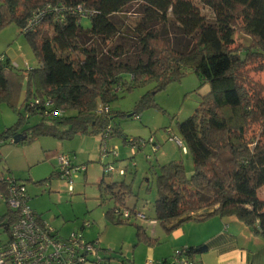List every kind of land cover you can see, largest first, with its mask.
<instances>
[{
	"label": "trees",
	"instance_id": "16d2710c",
	"mask_svg": "<svg viewBox=\"0 0 264 264\" xmlns=\"http://www.w3.org/2000/svg\"><path fill=\"white\" fill-rule=\"evenodd\" d=\"M133 4L142 18L129 35L131 53L121 45L110 55L86 49L87 43L125 35L116 15ZM198 4L210 11L211 20ZM83 20L88 27L82 26ZM168 22L189 39L187 50L172 48ZM12 23L26 38L37 66L20 76L27 83L25 97L16 122L0 134V142L20 134L25 139L19 144L24 145L40 137L64 140L75 135H99L100 143H107L122 136L111 125L110 106L118 92L146 82H155L157 91L190 70L209 86L193 114L177 125L193 173L187 177L179 161L158 165L153 220L170 233L188 221L235 217L264 239V199L258 196L264 187V0H0V29ZM236 35L249 43L237 44ZM78 50L82 58H72ZM11 79V64L0 57V98H8ZM149 95L140 98L130 115L153 105ZM100 107L107 112L99 113ZM31 117L38 122L29 125ZM122 140L128 145L139 142L125 136ZM98 188L99 200L108 196L114 207L141 210L126 205L128 185L103 184L101 179ZM6 190L7 183L1 181L0 194L5 196ZM114 207L105 214L112 220ZM15 219L7 210L0 227L7 231ZM182 251L191 260L207 247Z\"/></svg>",
	"mask_w": 264,
	"mask_h": 264
},
{
	"label": "rangeland",
	"instance_id": "374dc122",
	"mask_svg": "<svg viewBox=\"0 0 264 264\" xmlns=\"http://www.w3.org/2000/svg\"><path fill=\"white\" fill-rule=\"evenodd\" d=\"M197 6L207 19L213 18L208 9L199 4ZM116 17L122 23L125 35L110 38L105 43H87L86 49L95 48L110 55L115 46L121 45L127 53L132 52L133 41L129 35L142 18L139 7L130 5ZM82 26L88 27V21L83 20ZM159 26L161 28V25ZM166 29L173 49H188L189 39L184 38L179 30L173 27V23L168 22ZM45 34L51 37V28L46 27ZM235 40L237 44L249 43V39L243 35H236ZM0 57L10 59L11 72L14 74V80H10L8 98H0L1 134L16 122L17 110L25 97L27 83L26 79L20 76L26 70L35 68L37 61L26 38L14 23L0 29ZM71 57L82 58V55L78 50ZM154 88L155 82H146L130 92L120 91L110 106L114 114L111 125L119 128L122 136L143 143L141 150L136 149L133 157L130 146L123 142L122 136L107 140L108 148L113 149L116 158L112 153L100 157L99 135H75L64 140L40 137L28 145L14 144L8 139L0 142V177L9 176L25 185L29 197L28 206L57 232V237L67 239L72 233H78L86 242L96 241L98 251L89 255L84 264H97V258L102 259V264H148L164 260L167 264H173L174 257L187 241L198 243L213 233L208 229V226L213 225L209 223L214 219L212 217L200 222L183 223V234L176 237L174 232H166L152 220L154 212L150 206L144 210L148 221L116 223L105 215L115 206V202L108 196L99 200L98 183L101 179L103 184L128 185L132 195L129 203L136 200L137 204H152L156 198L158 165L179 161L183 164L187 177L193 173L191 156L167 140V131H170L171 137L179 138L177 125L193 114L201 97L208 93L209 86L192 71L186 70L180 80L173 81L157 91H154ZM147 93L152 97L153 105L136 112V117L130 115L134 113L140 98ZM38 120V117H31L29 125L37 123ZM58 154L71 156L74 165L71 192L68 191L66 181L58 175ZM107 164L115 170L123 169L125 176L105 174L102 165ZM77 167L86 169L75 171ZM7 210L5 203L0 201V216ZM216 220H219V217H216ZM140 226L143 232L139 230ZM2 231L3 228L0 227V233ZM151 253L154 257H151ZM199 258L200 255H195L193 260L191 259L192 263L198 264Z\"/></svg>",
	"mask_w": 264,
	"mask_h": 264
},
{
	"label": "built area",
	"instance_id": "2783aa9c",
	"mask_svg": "<svg viewBox=\"0 0 264 264\" xmlns=\"http://www.w3.org/2000/svg\"><path fill=\"white\" fill-rule=\"evenodd\" d=\"M40 18L36 21L39 22ZM32 24H28L31 27ZM99 113H106L107 108L100 107ZM167 131L169 142L175 143L185 153L186 149L179 138L171 137ZM12 141V140H11ZM143 143L139 140L137 144H131L130 152L134 156L138 147ZM100 153L107 155L112 153L117 155L113 149L107 147L105 140L100 143ZM148 159V158H147ZM58 175L66 181L68 191H72V162L68 155L58 154L56 156ZM79 170L84 171V168ZM75 168V171H79ZM104 173L111 176L117 174L124 176L123 169L115 170L111 165L104 166ZM7 183L6 195L0 194L7 209L16 215V219L9 226L7 231L0 233V264H84L88 261L89 255L98 251L97 243L86 242L78 233H72L67 239L57 237L54 229L38 219L37 214L28 206V194L23 183L6 176L0 177V182ZM112 217L116 221L129 224L136 221H148L144 210H128L125 208L114 207ZM155 222V221H154ZM153 223V222H152ZM102 259L96 260L99 264ZM148 264H167L164 262H150ZM173 264H193L192 260L184 256V251L180 250L174 257Z\"/></svg>",
	"mask_w": 264,
	"mask_h": 264
},
{
	"label": "crops",
	"instance_id": "0c3cea01",
	"mask_svg": "<svg viewBox=\"0 0 264 264\" xmlns=\"http://www.w3.org/2000/svg\"><path fill=\"white\" fill-rule=\"evenodd\" d=\"M7 59L10 63V59ZM77 169L79 170L80 168L77 167ZM85 169L84 167V171ZM258 196L264 199V187L260 189ZM129 199L130 198L126 201L128 207L142 210L149 209V206L152 208L151 203L137 204L136 200H134L133 203H129ZM213 218L214 219L209 222L210 224L213 223V225L208 226L209 231L213 233L208 238L198 243L187 241L185 244L183 243L184 245L182 246L183 248L197 247L200 245H205L207 247V251L200 255L199 261L197 262L198 264H264V239L255 235L252 230L235 217H219V220H216V216ZM40 220L43 222L41 218ZM155 223L159 224L157 221H155ZM181 227L182 226L171 232H174V235L178 237L183 234ZM82 229L83 226L81 230ZM152 256L154 257L153 253H151V257ZM193 258L191 259L193 260Z\"/></svg>",
	"mask_w": 264,
	"mask_h": 264
},
{
	"label": "water",
	"instance_id": "95a60500",
	"mask_svg": "<svg viewBox=\"0 0 264 264\" xmlns=\"http://www.w3.org/2000/svg\"><path fill=\"white\" fill-rule=\"evenodd\" d=\"M25 139L24 136L20 135V134H17L13 137L12 139V143L14 144H19L21 141H23Z\"/></svg>",
	"mask_w": 264,
	"mask_h": 264
}]
</instances>
